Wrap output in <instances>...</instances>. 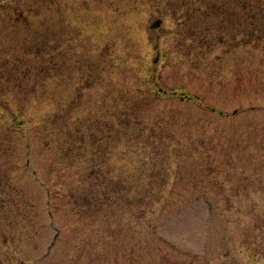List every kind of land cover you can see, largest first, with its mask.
Masks as SVG:
<instances>
[{
  "label": "rangeland",
  "instance_id": "374dc122",
  "mask_svg": "<svg viewBox=\"0 0 264 264\" xmlns=\"http://www.w3.org/2000/svg\"><path fill=\"white\" fill-rule=\"evenodd\" d=\"M0 264H264V0H0Z\"/></svg>",
  "mask_w": 264,
  "mask_h": 264
}]
</instances>
